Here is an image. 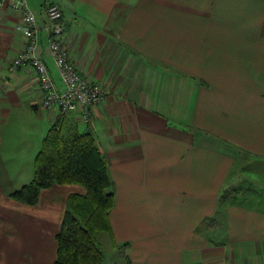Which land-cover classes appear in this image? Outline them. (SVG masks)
I'll list each match as a JSON object with an SVG mask.
<instances>
[{
  "label": "crops",
  "instance_id": "obj_1",
  "mask_svg": "<svg viewBox=\"0 0 264 264\" xmlns=\"http://www.w3.org/2000/svg\"><path fill=\"white\" fill-rule=\"evenodd\" d=\"M4 1L0 264H54L69 195L84 190L54 184L34 204L12 197L33 180L56 122L96 138L115 184L112 233L100 234L128 248V264H264V195L238 187L246 160H264V0H27L56 84L50 3L62 8L71 61L107 91L89 122L45 109L32 67L9 70L26 37L8 7L16 0Z\"/></svg>",
  "mask_w": 264,
  "mask_h": 264
},
{
  "label": "trees",
  "instance_id": "obj_2",
  "mask_svg": "<svg viewBox=\"0 0 264 264\" xmlns=\"http://www.w3.org/2000/svg\"><path fill=\"white\" fill-rule=\"evenodd\" d=\"M72 183L84 190L69 195L57 234L54 264H103L105 252L98 236L101 232L112 233L110 213L115 204V184L92 132L67 133L56 122L36 155L33 180L14 191L12 197L34 204L43 189Z\"/></svg>",
  "mask_w": 264,
  "mask_h": 264
},
{
  "label": "built area",
  "instance_id": "obj_3",
  "mask_svg": "<svg viewBox=\"0 0 264 264\" xmlns=\"http://www.w3.org/2000/svg\"><path fill=\"white\" fill-rule=\"evenodd\" d=\"M5 4L4 0H0V6ZM8 7L23 15L22 28L26 37L24 49L12 57L9 70L32 67L43 92L42 106L45 109L57 116L78 112L85 122L91 121L92 109L105 101L107 91L100 83L79 72L71 61L70 54L63 44L64 23L61 6L58 3L48 4L46 15L49 21V51L61 75L63 87L56 84L48 65L37 53L40 31L36 15L28 1L16 0L9 3Z\"/></svg>",
  "mask_w": 264,
  "mask_h": 264
},
{
  "label": "rangeland",
  "instance_id": "obj_4",
  "mask_svg": "<svg viewBox=\"0 0 264 264\" xmlns=\"http://www.w3.org/2000/svg\"><path fill=\"white\" fill-rule=\"evenodd\" d=\"M73 132V130H72ZM244 175L241 183H239V190L245 188V194L259 196L264 195V160L252 159L245 162ZM100 241L105 250V261L103 264H128L127 260V247H120L119 249L109 244L108 240L111 239L109 233H102L99 235Z\"/></svg>",
  "mask_w": 264,
  "mask_h": 264
}]
</instances>
